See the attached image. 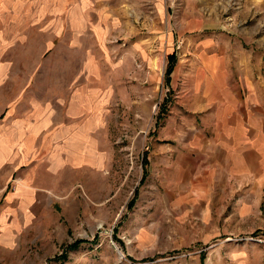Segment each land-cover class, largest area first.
<instances>
[{
  "label": "rangeland",
  "instance_id": "374dc122",
  "mask_svg": "<svg viewBox=\"0 0 264 264\" xmlns=\"http://www.w3.org/2000/svg\"><path fill=\"white\" fill-rule=\"evenodd\" d=\"M216 4L213 32L233 50L228 80L260 100L264 0ZM211 5L0 0V264H264L259 164L219 178L202 210L149 178L150 143L177 95L173 68L192 49L177 35L212 20ZM204 27L186 35L212 36Z\"/></svg>",
  "mask_w": 264,
  "mask_h": 264
},
{
  "label": "crops",
  "instance_id": "0c3cea01",
  "mask_svg": "<svg viewBox=\"0 0 264 264\" xmlns=\"http://www.w3.org/2000/svg\"><path fill=\"white\" fill-rule=\"evenodd\" d=\"M216 1L209 8L212 20L204 23L198 16L194 27L183 24L177 35L182 43L192 40V49L182 50L185 70L180 72L182 63L173 68L177 95L147 156L154 185L164 187L169 199L191 202L199 210L212 201L219 178L247 174L253 164L264 171V95L254 102L249 91L242 95L241 83L228 80L233 50L221 33L213 32L219 25ZM205 24L212 25V36L186 35ZM245 86L251 88L250 82ZM83 161L87 164L88 157Z\"/></svg>",
  "mask_w": 264,
  "mask_h": 264
},
{
  "label": "trees",
  "instance_id": "16d2710c",
  "mask_svg": "<svg viewBox=\"0 0 264 264\" xmlns=\"http://www.w3.org/2000/svg\"><path fill=\"white\" fill-rule=\"evenodd\" d=\"M167 59H168V63H167L166 70H165L166 77H168L170 75L171 71H172L173 64H174V61H175V55H174V53L169 54L167 56ZM82 242H87V241H85L83 239H78L75 242L69 244L68 245V249H74V248H76Z\"/></svg>",
  "mask_w": 264,
  "mask_h": 264
}]
</instances>
